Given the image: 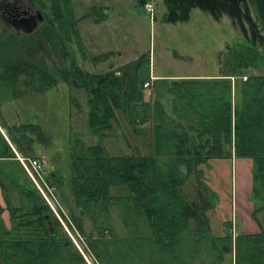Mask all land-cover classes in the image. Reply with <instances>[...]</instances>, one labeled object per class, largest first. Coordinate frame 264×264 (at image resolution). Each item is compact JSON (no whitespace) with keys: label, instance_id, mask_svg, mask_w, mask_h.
<instances>
[{"label":"trees","instance_id":"trees-1","mask_svg":"<svg viewBox=\"0 0 264 264\" xmlns=\"http://www.w3.org/2000/svg\"><path fill=\"white\" fill-rule=\"evenodd\" d=\"M223 1L225 8L214 7L243 14L239 0ZM35 2L50 17L42 36L50 41L54 38L53 43L70 59V67L60 72L61 82L87 92L89 128L95 133L112 130L120 112L133 132L151 134L146 154L135 147L132 154L111 155L97 143L84 146L73 158L72 194L81 212L97 217L120 205L134 224H145V231L135 229L136 234L122 238H115L110 224L102 225L96 237L87 235L82 218L72 215V222L86 238V250L97 264H224L229 254L235 264H264V228L258 233H239L235 238L231 232L215 235L207 214L213 204L201 207L185 191L189 176H200L199 165L235 156L253 160V194L264 196V47L255 40L228 45L219 54V75L156 78L152 100H147L143 85L151 82L143 81L152 79L142 69L146 64L150 71V60L146 63L145 57L139 58L131 78L114 69L106 74L91 73L78 63L77 49L85 53L86 48L72 0ZM167 4L179 12L178 20H186L193 6L214 9L198 0H167ZM8 42L0 44V61L6 63L0 80L14 96L23 93L24 85L43 92L56 83L57 78L44 63L13 59L7 51L3 53V47L15 48ZM23 75L27 78L21 82ZM244 76L248 77L245 81ZM0 124L7 135L0 129V160L16 159V151L24 157L35 156L34 139L42 136L39 125H9L3 120ZM146 124L151 130L147 131ZM12 180L33 207L25 212L13 206L0 180L13 223L10 229L5 226L2 217L6 208L0 203V264H87L38 190L27 191ZM115 187H124L125 194L113 195ZM263 209L264 204L256 205L254 219L258 220L257 213Z\"/></svg>","mask_w":264,"mask_h":264},{"label":"rangeland","instance_id":"rangeland-1","mask_svg":"<svg viewBox=\"0 0 264 264\" xmlns=\"http://www.w3.org/2000/svg\"><path fill=\"white\" fill-rule=\"evenodd\" d=\"M20 1L32 6L35 16L41 12L44 20L33 32L17 31L4 23L0 10V30H6L5 36L1 33L0 42L8 39L9 34L15 37L12 42H8L9 45H15L14 49H2L13 59L20 57L40 65L44 63L57 81L43 92L24 85L21 88L23 93L18 98L11 97L0 81V103L5 102L4 110L6 109V116L11 124L39 125L42 136L36 135L34 139V158L41 161V170L47 184L44 185V190L48 192L61 218L37 189L20 162L14 159L0 160V180L6 185L5 192L13 206L21 207L25 212L32 210L33 203L11 180L20 183L27 191L38 190L62 224L63 233L72 239L87 264H97L93 255L86 250V238L72 222V215L82 218L87 235L93 234L96 237L102 225L110 224L117 235L115 238H122L136 234L135 229L145 231V224L144 221L134 224L120 205L110 208L107 215L97 217L81 212L75 205L72 194L73 158L84 146L97 143H102L111 155L132 154L135 147L146 154L151 134L133 132L120 112L119 122H114L112 130L95 133L89 128L87 92L61 82L60 72L70 67V59L63 56L59 44L53 43L54 38L50 41L42 36L50 17L40 9L35 0ZM72 5L75 16L79 19L78 30L86 48L85 53L79 51L80 48L77 49L78 63L91 73L106 74L114 69L118 74L131 78L135 74L138 59L143 56L146 63V60H150V71L146 64L142 69L146 76L150 74V77L157 75L161 76L158 78L169 79L208 78L219 75V54L228 45L239 41L252 43L255 40L257 45L264 47V36L254 30L249 12L242 14L231 8L229 14L216 7L210 11L193 6L189 9L186 20H178L179 12L171 10L172 6L167 4V0H72ZM241 15L245 18L241 19ZM26 78L23 75L21 82ZM146 81L151 82V85H143L145 98L150 100L154 80L143 82ZM238 89L239 83H236L235 100L239 99ZM144 127L147 131L151 130L149 124ZM19 156L24 157L23 154ZM236 159L235 156L232 159H211L199 165L196 169L200 176L192 173L185 185L187 195L198 205L204 207L209 202L213 204L207 214L215 235H223V231L226 233V228L231 223L232 231L243 232L244 225L247 224V218L242 217L238 205L237 191H241L242 184ZM247 184L246 191L251 192V182L247 181ZM125 191L124 187H115L113 195L120 196ZM260 194H257L258 198L253 191L250 194L255 207L264 204V196ZM0 202L3 207H7L1 187ZM257 217L259 225L264 228V209L257 213ZM2 218L5 226L10 229L13 223L7 208ZM233 260L229 254L224 264H235ZM121 263L129 264L127 261Z\"/></svg>","mask_w":264,"mask_h":264},{"label":"crops","instance_id":"crops-1","mask_svg":"<svg viewBox=\"0 0 264 264\" xmlns=\"http://www.w3.org/2000/svg\"><path fill=\"white\" fill-rule=\"evenodd\" d=\"M0 31H1L0 32V36H1V33L4 34L6 32V30L3 29V28ZM4 36H5V34H4ZM11 36L12 35L9 34V36H7L8 39H6L4 42L1 41L0 44H6V42L9 41V40H10V42H12V38H15V37H11ZM4 52H5V49L3 50V53ZM4 62H5L4 60L0 61V72L2 74H3V72H4L5 68H6V63H4ZM158 77H161V76L154 75V76H151V79L154 80V79H156ZM4 88L7 90L5 85H4ZM7 91H8L7 93H9L11 97L18 98V96H14L13 93H11V91H9V90H7ZM4 107H5V102L1 103V107H0V109H1V118H0V121L3 120V121H5L6 124H9V125H19V124H11L8 121L7 116H6V111H5L6 109L4 110ZM0 129L4 133V135L7 137L6 132H5L4 128L1 126V124H0ZM16 153H17V158L14 159V160L20 162L18 156L21 155V154L19 152H17V151H16ZM236 161H237L238 176L240 177V183L242 184L241 191H237L238 205L240 206V212L242 213V217L247 218V224L244 225L245 229L243 230V232H239V233H244V234L258 233V232L261 231V228H263V227L260 226L259 225V221L254 219V217H253V213H254V210H255V203L250 200L251 199V197H250L251 195L250 194L253 191V186H254L253 160L251 158H237ZM247 181L251 182V187H250V188H252L251 192L249 190L246 191V189L248 188ZM223 232L225 234V231H223Z\"/></svg>","mask_w":264,"mask_h":264},{"label":"flooded vegetation","instance_id":"flooded-vegetation-1","mask_svg":"<svg viewBox=\"0 0 264 264\" xmlns=\"http://www.w3.org/2000/svg\"><path fill=\"white\" fill-rule=\"evenodd\" d=\"M198 1L203 2L204 4L208 5L211 8L217 4L225 8V3L223 0H219V1L218 0H198ZM0 10H1V15H2L1 17L4 23L17 31H20V30L26 31V29H24V26L29 25V23L31 24L36 23L38 27L39 23L43 22L44 20V18L40 20L38 13L36 16L33 14L34 11H33L32 6H29L28 4L23 3L20 0H14V1L3 0V2L0 3ZM243 11L247 13V11L245 10ZM33 17L35 19H33ZM230 225L232 226V223ZM228 229L229 228H226V233L233 232L234 234L232 233V235L234 236V238L236 237L237 234H239L235 230L232 231V227L231 229L229 230Z\"/></svg>","mask_w":264,"mask_h":264},{"label":"built area","instance_id":"built-area-1","mask_svg":"<svg viewBox=\"0 0 264 264\" xmlns=\"http://www.w3.org/2000/svg\"><path fill=\"white\" fill-rule=\"evenodd\" d=\"M247 76L243 77V80H247ZM149 83H146V86H148ZM19 161L22 165V167L24 168V170L26 171V173L30 176V178L33 180L34 184L36 185L37 189L41 192V194L44 196V198L48 201V203L50 204L51 208H53V210L55 211V213L57 214V216L59 218L60 215L58 214V212L56 211L54 204L52 203L51 199L49 198V194L47 191H45V187L44 185L47 186L46 184V179L45 176L43 175L44 173L41 170V161L38 158H34V157H20L18 156ZM50 193H52V191H49Z\"/></svg>","mask_w":264,"mask_h":264},{"label":"water","instance_id":"water-1","mask_svg":"<svg viewBox=\"0 0 264 264\" xmlns=\"http://www.w3.org/2000/svg\"><path fill=\"white\" fill-rule=\"evenodd\" d=\"M240 4L243 10L249 12L251 15L254 22V30L264 36V0H241ZM38 16L40 20L44 18L41 12H38ZM33 19L35 18L33 17ZM36 27V23H29V25L24 26V29L27 32H33Z\"/></svg>","mask_w":264,"mask_h":264}]
</instances>
